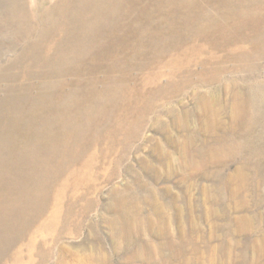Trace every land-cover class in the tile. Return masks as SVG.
<instances>
[{
  "label": "rangeland",
  "instance_id": "rangeland-1",
  "mask_svg": "<svg viewBox=\"0 0 264 264\" xmlns=\"http://www.w3.org/2000/svg\"><path fill=\"white\" fill-rule=\"evenodd\" d=\"M0 264H264V0H0Z\"/></svg>",
  "mask_w": 264,
  "mask_h": 264
}]
</instances>
